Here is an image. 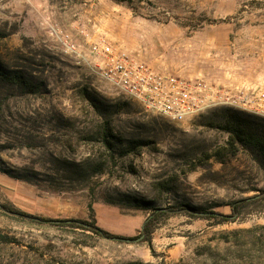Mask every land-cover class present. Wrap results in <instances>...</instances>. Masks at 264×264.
I'll use <instances>...</instances> for the list:
<instances>
[{
	"label": "rangeland",
	"instance_id": "rangeland-1",
	"mask_svg": "<svg viewBox=\"0 0 264 264\" xmlns=\"http://www.w3.org/2000/svg\"><path fill=\"white\" fill-rule=\"evenodd\" d=\"M118 53L264 90V0H0V205L140 237L0 208V264H264V162L226 145L227 121L246 114L216 106L174 122L145 111L96 73ZM254 195L234 221L171 215L142 240L155 208L227 214Z\"/></svg>",
	"mask_w": 264,
	"mask_h": 264
},
{
	"label": "built area",
	"instance_id": "built-area-1",
	"mask_svg": "<svg viewBox=\"0 0 264 264\" xmlns=\"http://www.w3.org/2000/svg\"><path fill=\"white\" fill-rule=\"evenodd\" d=\"M100 45L89 52L97 55ZM99 79L116 95L136 101L145 111L180 122L216 106H232L264 116V90L240 87L235 90L210 84L200 77L160 72L125 53L113 55L99 65Z\"/></svg>",
	"mask_w": 264,
	"mask_h": 264
},
{
	"label": "trees",
	"instance_id": "trees-1",
	"mask_svg": "<svg viewBox=\"0 0 264 264\" xmlns=\"http://www.w3.org/2000/svg\"><path fill=\"white\" fill-rule=\"evenodd\" d=\"M236 113L246 114V118L241 119L239 117H234V115H231L232 119H229L227 121L226 130L229 133V136L226 145L230 149L232 148L231 154L236 155L239 150L243 149L264 162V125L262 124V119L254 118L247 114L246 111L244 113L243 110H241V112L235 111L234 114ZM216 160L221 162L222 159L221 157H216ZM259 198H261L260 195H254L249 198L244 197L239 200L233 201L228 204L230 212L227 214L212 211L210 213H202L196 208L187 204L167 205L165 207L155 208L142 225V240L151 243L153 227L161 218H166L176 214H188L190 216L216 218L218 222L234 221L241 214L240 209L243 206L253 203ZM0 208H2V210L7 214L22 217L35 222H52L59 225L77 227L89 231L99 237L107 239H112L113 237H116V235L112 234L111 232L106 231L101 227L97 226L92 219H51L48 217H41L24 212L13 206L0 205ZM130 238L132 240L135 239L134 237Z\"/></svg>",
	"mask_w": 264,
	"mask_h": 264
},
{
	"label": "crops",
	"instance_id": "crops-1",
	"mask_svg": "<svg viewBox=\"0 0 264 264\" xmlns=\"http://www.w3.org/2000/svg\"><path fill=\"white\" fill-rule=\"evenodd\" d=\"M214 85H222L224 87H229V88H238V87H246V86H251L255 83H213Z\"/></svg>",
	"mask_w": 264,
	"mask_h": 264
},
{
	"label": "water",
	"instance_id": "water-1",
	"mask_svg": "<svg viewBox=\"0 0 264 264\" xmlns=\"http://www.w3.org/2000/svg\"><path fill=\"white\" fill-rule=\"evenodd\" d=\"M252 197V196H251ZM249 198V197H248ZM112 239H117V240H122V241H126V242H130L132 241V239L130 237H120V236H116V237H113ZM140 239V237L138 238H135L133 240H138Z\"/></svg>",
	"mask_w": 264,
	"mask_h": 264
}]
</instances>
